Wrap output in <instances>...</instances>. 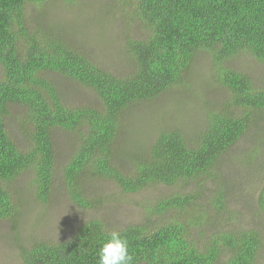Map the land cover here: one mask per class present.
<instances>
[{"label":"trees","instance_id":"trees-1","mask_svg":"<svg viewBox=\"0 0 264 264\" xmlns=\"http://www.w3.org/2000/svg\"><path fill=\"white\" fill-rule=\"evenodd\" d=\"M53 1L0 0V222L17 230L25 200L12 187L27 172L34 176L31 189H22L26 196L47 205L65 194L86 211L99 206L89 190L99 181L130 194L154 185L182 189L150 205L142 223L115 229L90 219L67 240L19 246V264H100V248L114 231L127 240L130 264H260L264 181L255 205L263 226L225 225L228 196L214 184L241 141L254 134L264 145V83L234 64L244 56L264 63V0H112L108 8L144 32L125 38L130 62L122 75L47 24L44 8ZM204 56L212 85L225 95L207 103L202 128L188 135L167 127L123 165L118 140L129 109L189 91ZM53 75L89 88L96 103L70 104ZM60 135L68 145L61 168Z\"/></svg>","mask_w":264,"mask_h":264},{"label":"rangeland","instance_id":"rangeland-1","mask_svg":"<svg viewBox=\"0 0 264 264\" xmlns=\"http://www.w3.org/2000/svg\"><path fill=\"white\" fill-rule=\"evenodd\" d=\"M111 2L54 0L44 8V12L47 24L62 29L66 37L95 62L122 75L128 72L130 62L125 52V38L139 39L144 32L137 23L127 24V17L123 14L115 15L114 10L108 8ZM234 64L263 85L264 63L244 56ZM52 77L70 104L96 103V95L89 88L59 75ZM189 86L191 89L187 92L173 91L129 109L118 140V154L123 165L128 164L126 158L129 152H140L150 147L161 130L167 127L180 128L188 135L199 132L208 111L207 103L213 99L222 100L225 95L212 85V67L207 57L197 62ZM14 124L12 122L10 126L17 132ZM62 135L59 137V168L66 163L68 153V145ZM66 136L71 135L66 133ZM252 136L234 148V155L222 160L219 168L221 182L217 186L214 184V188L223 191L225 188L228 196V214L223 221L225 225H233L237 221L258 225L260 221L255 205L264 181V145L255 143L256 135ZM255 147L259 152L251 155ZM245 156H249V160L244 161ZM33 176V173L27 172L13 182L14 193L18 191L19 199H24L25 204L17 230L12 229L9 222H0V264H19V246H27L34 241L67 240L82 222L90 219L102 220L115 229L142 223L146 220L150 205L182 189L181 185H154L130 194L111 181H99L89 189L99 199V206L86 211L77 208L65 194L54 195L47 205L36 201L35 196H26L22 189H31ZM210 186L213 188V184ZM260 225L263 226V223ZM260 262L264 264V251Z\"/></svg>","mask_w":264,"mask_h":264},{"label":"clouds","instance_id":"clouds-1","mask_svg":"<svg viewBox=\"0 0 264 264\" xmlns=\"http://www.w3.org/2000/svg\"><path fill=\"white\" fill-rule=\"evenodd\" d=\"M131 259L127 240L119 232L110 233L99 251L100 264H130Z\"/></svg>","mask_w":264,"mask_h":264}]
</instances>
